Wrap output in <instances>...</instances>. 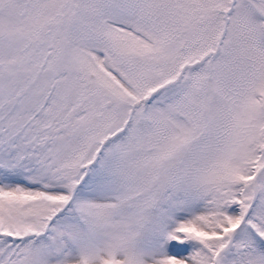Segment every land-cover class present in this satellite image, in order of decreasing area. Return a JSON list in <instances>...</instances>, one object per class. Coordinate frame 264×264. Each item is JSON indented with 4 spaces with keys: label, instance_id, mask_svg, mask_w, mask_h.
<instances>
[{
    "label": "snow or ice",
    "instance_id": "obj_1",
    "mask_svg": "<svg viewBox=\"0 0 264 264\" xmlns=\"http://www.w3.org/2000/svg\"><path fill=\"white\" fill-rule=\"evenodd\" d=\"M0 264H264V0H0Z\"/></svg>",
    "mask_w": 264,
    "mask_h": 264
}]
</instances>
